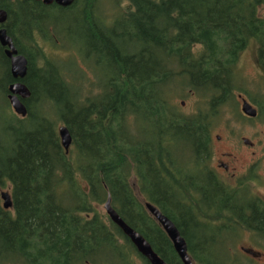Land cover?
<instances>
[{
	"label": "trees",
	"instance_id": "obj_1",
	"mask_svg": "<svg viewBox=\"0 0 264 264\" xmlns=\"http://www.w3.org/2000/svg\"><path fill=\"white\" fill-rule=\"evenodd\" d=\"M95 1L60 9L0 0L7 15L0 29L28 61L23 83L30 92L26 117H17L6 92L15 80L0 46V193L12 200L10 210L0 204V263L149 264L99 212L109 197L165 264L181 262L143 202L175 225L193 264H226L213 252L216 238L250 224L218 220L242 219L252 203L208 183L212 135L236 105L230 82L238 53L264 43L256 16L264 0H109L104 12ZM48 12L78 15L93 40L89 51L102 54L101 84L78 67L79 78L71 77L58 54H46L49 42L64 47L46 27ZM189 96L196 105L185 114L174 100ZM255 119L264 123V109ZM61 126L72 139L66 152ZM254 224L264 230L263 221ZM231 264L241 263L233 257Z\"/></svg>",
	"mask_w": 264,
	"mask_h": 264
},
{
	"label": "flooded vegetation",
	"instance_id": "obj_2",
	"mask_svg": "<svg viewBox=\"0 0 264 264\" xmlns=\"http://www.w3.org/2000/svg\"><path fill=\"white\" fill-rule=\"evenodd\" d=\"M76 1L77 0L72 1V4H75ZM100 1L101 0L95 1L99 3V7L108 5L104 4L103 2L106 0L101 1L102 3ZM72 4L65 8L59 7L57 5L56 7L60 9H68L72 6ZM256 16L259 21L264 22V5L258 6L256 9ZM262 47H264V43L250 42L238 53L234 70V78L233 81L230 82L232 85L236 86V91L239 90L237 92L234 90V93L232 94L235 96L236 105L230 106L229 108H231L233 111L241 112V106L244 102L248 104L249 107L256 112V114H259L264 109V60L262 61L264 50ZM245 58L249 60L252 68L255 70V77H251L250 79L245 77L243 78L242 76L244 75L242 64ZM229 108L228 110L231 111ZM216 140H219V137H215V139L212 138V145H214ZM242 142V144H246L249 148H253L251 141L243 139ZM255 155L256 154L252 153V155L248 156V158L230 155L231 158H229L227 157L228 154L223 152L220 154V157L223 156V159H217L215 163L213 162L214 159L211 158L213 157V152L212 156L210 157L211 159L209 162L208 171L213 178L210 177L208 183L216 184L221 182L224 185L229 186L231 189L239 191L240 194H246L248 200H250L252 203V207L246 210V215L244 218L218 220L248 221L250 224V227H248L247 230H243L248 238L247 245H240L238 247L239 251L233 249L234 242L233 244L228 242V238L225 237L227 234L232 236L229 233L231 227H228V229L224 231L225 234H220L221 236L218 235L216 238V240L220 242L219 246L223 247V249L220 251H222V253H224L223 256L227 257L228 259L225 261L226 264H231V261L233 260L232 255L236 253H239V256H244L249 259L247 264H264V230L259 228L258 225H252L253 221H263L264 223V194L259 191V186H264V169L261 167V165L264 163V156L262 155V157H256ZM240 161H243V167L245 168H243L244 170L241 174L236 175L238 167L237 163ZM259 224L261 225V223ZM237 231L240 233V237H242L243 232L239 231V229ZM216 240L214 239L213 242ZM215 247L216 245H213V248ZM215 251L216 250L214 249L213 252ZM218 255H220V253Z\"/></svg>",
	"mask_w": 264,
	"mask_h": 264
},
{
	"label": "rangeland",
	"instance_id": "obj_3",
	"mask_svg": "<svg viewBox=\"0 0 264 264\" xmlns=\"http://www.w3.org/2000/svg\"><path fill=\"white\" fill-rule=\"evenodd\" d=\"M103 1V0H101ZM100 1V2H101ZM108 0L103 1L104 4H107ZM102 3V2H101ZM102 12L104 7H101ZM47 18L46 27L50 29V31H54V33L57 34V36L60 38V41L62 42V45L65 47V50L63 51L64 47H58L55 45L47 44L45 47L46 54H58V59L60 62L65 65V68L69 70L72 74L71 77L78 79L80 76L79 71L76 67L79 69H82L86 72L85 76L86 79L91 83H95L97 85L101 84L103 82V62L101 59H103L102 54H97L96 52L89 51L90 46L93 44V40L88 39L89 37L85 34V31L83 30V27H81V23L78 19V15H64L61 13H54V12H48V14H45ZM104 25V23H103ZM56 34H52L51 36H55ZM92 42V44H91ZM46 44V43H45ZM81 47L85 50L82 52ZM49 48H52L50 50ZM62 51V52H61ZM81 51V52H80ZM90 53L89 59L85 60L83 59V53L88 54ZM86 61V67L85 70L84 62ZM243 78L250 79L251 77H255V70L252 68L251 63L247 58L244 59L243 64ZM45 74V72H44ZM48 76H52L50 74H47ZM84 85L87 83L82 81ZM84 93H86V90H83ZM185 93V91H184ZM183 101V106H181V102ZM174 103L181 106V110L185 114H191L194 112V108L196 105V98L193 96L186 97L185 99H175ZM59 112L63 113L66 112V109L63 107L59 108ZM221 120L217 121V124L214 128L213 137H219V140H216L214 142L212 152L214 163L217 159H223L220 154L223 152H226L228 154L227 157L231 158L230 155L234 156H242L248 158V156L253 154H256V157H262L264 156V123L254 120L253 122L248 121L245 117H239L238 119L233 116V112L231 111H225L220 116ZM244 118V120H243ZM215 139V138H214ZM243 139H249V141L252 142L253 148H249L246 144H242ZM233 156V157H234ZM254 156V157H255ZM236 158V157H235ZM237 159V158H236ZM213 163V167H214ZM238 166V167H237ZM237 174H241L243 172V161H240L237 163ZM261 167L264 169V163L261 165ZM230 184V183H229ZM259 191L264 194V186H259ZM141 199V198H140ZM143 200V199H141ZM99 212L105 214L103 206L99 208ZM106 215V214H105ZM243 232V231H242ZM227 235L225 237L228 238V242L232 243L234 242L233 249H236L239 251L238 247L240 245H247L248 238L246 234L243 232L242 237L240 236V233ZM239 237V238H238ZM238 244V245H237ZM220 244L216 245L214 248L218 254H223L221 249L223 247L219 246ZM234 258H237L239 263L241 264H247L249 259H247L244 256H239V253L232 255ZM218 259H221V257H217ZM0 264H20V263H12L9 261H4Z\"/></svg>",
	"mask_w": 264,
	"mask_h": 264
},
{
	"label": "water",
	"instance_id": "obj_4",
	"mask_svg": "<svg viewBox=\"0 0 264 264\" xmlns=\"http://www.w3.org/2000/svg\"><path fill=\"white\" fill-rule=\"evenodd\" d=\"M35 2H42L43 5L49 6L51 4H55L59 7H69L74 0H33ZM6 13L3 10H0V25H3L6 22ZM0 46L4 48L5 57L9 61L10 74L12 76V80L15 82L8 86L7 88V101L8 105H10L12 111L17 117L25 118L27 115V109L23 104L24 101L30 98V92L27 87L23 83V78H26L27 70H28V62L27 59L18 53L14 44L12 43L11 37L7 35L5 28L0 29ZM241 110L244 115L248 117H255V111L249 107L245 102L241 106ZM59 140L61 142V146L65 150L71 145L72 139L66 127H60L58 129ZM0 198L2 200V207L4 210H8L11 208L12 203L10 196L7 192H3L0 194ZM106 202L104 204V212L107 214L112 224H114L133 245V248L140 254L144 260H147L149 264H165L159 256H157L151 247H149V243L137 232L132 230L129 226H127L121 218L117 215V213L111 207V202L109 197L106 198ZM145 210L152 216L155 222L161 227L164 231V234L170 241L171 246L179 258L181 264H192L190 258H188L187 254V246H185L186 242L183 237L179 234V231L175 227V225L167 219L159 210L154 208L150 203H144Z\"/></svg>",
	"mask_w": 264,
	"mask_h": 264
},
{
	"label": "bare ground",
	"instance_id": "obj_5",
	"mask_svg": "<svg viewBox=\"0 0 264 264\" xmlns=\"http://www.w3.org/2000/svg\"><path fill=\"white\" fill-rule=\"evenodd\" d=\"M221 103V102H220ZM224 105V104H223ZM219 106H220V104H219ZM210 119V118H209ZM212 119V118H211ZM214 154V153H213ZM218 242V241H217ZM220 244V243H219ZM223 256V255H222Z\"/></svg>",
	"mask_w": 264,
	"mask_h": 264
}]
</instances>
